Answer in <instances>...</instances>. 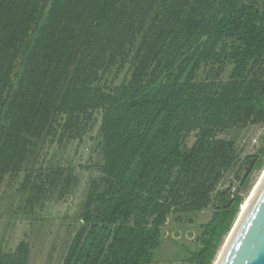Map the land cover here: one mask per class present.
<instances>
[{"label":"trees","instance_id":"16d2710c","mask_svg":"<svg viewBox=\"0 0 264 264\" xmlns=\"http://www.w3.org/2000/svg\"><path fill=\"white\" fill-rule=\"evenodd\" d=\"M96 113L100 177L62 264H152L168 218L208 208L189 263L213 264L264 167V146L239 158L235 145L264 126V0H0V179L50 136L81 141ZM232 172L234 192L219 187ZM64 173L26 171L19 191L31 208L62 201L77 185ZM29 257L21 240L0 264Z\"/></svg>","mask_w":264,"mask_h":264},{"label":"rangeland","instance_id":"374dc122","mask_svg":"<svg viewBox=\"0 0 264 264\" xmlns=\"http://www.w3.org/2000/svg\"><path fill=\"white\" fill-rule=\"evenodd\" d=\"M230 68L226 67L221 80L228 79ZM124 74L125 69L114 85L121 82ZM200 76H203L202 72ZM100 119V113H96L81 141L71 140L58 150L55 148L56 138L50 136L40 147L33 149L24 165L25 170L17 177L5 176L0 179V251L12 252L24 240L30 248L28 264H62L67 247L79 226L78 215L88 184L91 179L100 177L102 160L95 149ZM225 135L231 138L236 134L226 131ZM193 141V138L188 140V147ZM235 145L239 158L256 155L264 146V126L253 125L242 129L236 136ZM58 168L65 170L64 175L71 174L77 182L76 188L66 194L62 201H57V191L51 195L48 192L37 194L31 208L28 191H19L25 172L30 171V181L33 183L36 173L51 174ZM261 170L250 177V189ZM231 183H237L233 172L225 176L219 187H231L234 192L235 187ZM249 190L242 192L243 199ZM211 214L212 209L208 208L183 218L181 222L169 217L161 229V247L154 253L152 264H190V253L200 248L198 239L202 226L210 220Z\"/></svg>","mask_w":264,"mask_h":264},{"label":"water","instance_id":"95a60500","mask_svg":"<svg viewBox=\"0 0 264 264\" xmlns=\"http://www.w3.org/2000/svg\"><path fill=\"white\" fill-rule=\"evenodd\" d=\"M218 264H264V177Z\"/></svg>","mask_w":264,"mask_h":264},{"label":"bare ground","instance_id":"6f19581e","mask_svg":"<svg viewBox=\"0 0 264 264\" xmlns=\"http://www.w3.org/2000/svg\"><path fill=\"white\" fill-rule=\"evenodd\" d=\"M263 177H264V167L262 168V170H261L258 178L256 179V181L252 185L251 190L249 191L248 195L243 199L241 206L239 208V212H238V214L234 220V223H233L229 233L226 235V237H225V239H224V241H223V243H222V245H221L214 261H213V264H218V262L221 258V255L223 254V252L227 248V246H228V244H229V242H230V240H231V238H232V236H233V234H234V232H235V230H236V228H237V226H238V224H239V222H240V220H241V218H242V216H243V214H244V212H245V210L249 204V202L251 201V199H252L254 193L256 192L259 184L261 183Z\"/></svg>","mask_w":264,"mask_h":264}]
</instances>
